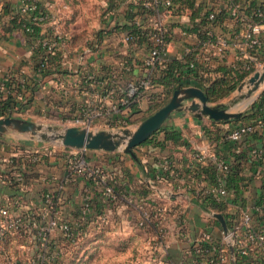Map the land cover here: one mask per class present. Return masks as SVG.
Listing matches in <instances>:
<instances>
[{"label":"crops","instance_id":"1","mask_svg":"<svg viewBox=\"0 0 264 264\" xmlns=\"http://www.w3.org/2000/svg\"><path fill=\"white\" fill-rule=\"evenodd\" d=\"M38 1L46 7L49 17L47 21L41 23L43 37H31L24 29L13 27L8 14L0 17V81L11 75L21 80L24 76L27 78L34 76L37 82L33 88L36 89V93L30 102L23 106H14L0 117L12 115L39 122L34 118L43 116L58 118L65 112L80 114L87 102V96L83 95L77 87L87 81L89 74L97 75L101 81L100 84L106 88L121 87L145 76L147 72L152 73L153 80L161 75L164 63H158L152 68H146L143 63V55L148 49L145 41H124V35L127 33L125 26L129 23L128 5L138 0ZM205 1L197 0L198 3H205ZM3 3L4 11L14 9L20 4L19 0H3ZM222 20V23L208 21L206 27L209 26L218 32L229 31L230 28L236 27L229 18ZM164 21L172 29L168 54L164 62L170 58H184L190 46L202 37V32L200 34L194 30H187L189 21L191 23L188 10L181 13H167ZM53 35H59L60 38L59 47L54 54L56 58L49 63L50 72L41 75L35 67V60H37L35 51L38 45H42L45 37ZM235 62L240 61H238L237 51L232 49L228 53L227 60L222 64L232 65ZM219 64L221 63L216 62L211 65ZM63 81L65 84L61 83ZM188 85L202 87L198 82L183 86ZM236 88L238 89V86ZM33 89L27 90L26 94L30 96ZM167 90L163 84L155 82L152 90L139 97L137 107L131 106L124 109L118 112L116 117L126 119L132 124L137 123L146 113L149 98L165 96ZM232 92L213 103L223 102L233 107L242 97H240L241 93L233 95ZM19 94L17 95L21 98L22 95ZM2 97L5 96L0 95V99H3ZM212 120L214 119L198 117L190 110L176 111L165 122L182 130L185 144L175 145L170 140L164 146L141 144L136 149V157L126 151H108L99 148L83 150L82 153L85 154L88 164L99 167L102 174L113 183L118 199L112 201L104 200L101 184L84 174L74 175V181L61 186L62 178L69 173L67 162L71 150L68 147L61 144L51 145L49 141L28 137L11 143L7 135L0 136V195L21 194L25 205L23 208H38L42 194L50 191L58 198L61 217L83 224L87 233L83 234L77 242H66L58 232L53 235L56 242L50 251L56 256L54 264H68L67 256L74 248H78L76 253L78 257L69 261V264H139L150 229L138 226L140 219L138 209L121 196L127 193L142 200L146 195L141 184L145 183L151 187L147 180L150 177L147 168L149 167L150 172L154 173L161 157L172 155L176 164L185 169L190 161V149L214 143L220 149L222 146V144L218 146V142H221L220 136L242 124L241 121L236 120L229 122H212ZM159 138H163L162 132L159 133ZM261 140L254 138L247 144L258 147ZM242 147H247L246 143H242ZM26 151L37 152L41 157L40 160L26 162V158L23 157ZM220 151L223 153L221 149ZM224 152L227 158L233 160L229 156V151ZM250 153L251 158L258 161L259 156ZM120 163L123 165V174L119 177L114 173V169ZM20 169L25 171L28 182L26 191L23 192H20L15 185L5 184L1 178V174L6 171L16 172ZM263 169L264 165L261 162L258 164H252V161L246 162L244 172L250 176V180L247 181L238 202H232L236 193L231 191L227 207V210L233 213L231 216H237V212L241 209L258 202L263 191L264 175L261 174ZM112 175H116L115 182L112 180ZM187 199L183 198L182 202L187 205L188 220L194 231L200 226L211 225L212 233L219 238L221 221L215 215L212 218L211 215L207 217L204 213L205 209L211 207L207 208L204 203L198 201L190 208V200ZM87 202L90 203V209L86 212L84 207ZM20 209L17 208L18 211ZM216 211L224 215L222 211ZM102 214L108 215V222L104 224H100L98 218ZM224 217L228 222L227 217L225 215ZM174 252L177 256L182 254L179 248H175Z\"/></svg>","mask_w":264,"mask_h":264},{"label":"built area","instance_id":"2","mask_svg":"<svg viewBox=\"0 0 264 264\" xmlns=\"http://www.w3.org/2000/svg\"><path fill=\"white\" fill-rule=\"evenodd\" d=\"M35 1L19 0V7L34 13L37 8ZM161 1L163 5L171 4V0H144L145 9L140 11L142 15L135 18L145 28L148 49L143 55V63L146 68L163 63L168 54L172 29L164 21V16L170 11L159 9ZM3 6V0H0V17ZM205 9L207 21L222 23L221 19L229 18L236 27L218 32L207 26L202 37L190 46V65L193 66L195 61L205 65L225 62L229 51L235 49L240 62L232 63L234 67L251 73L260 70L264 65V0H206ZM34 14V21H45V15ZM136 39L137 36L131 33L124 35V41ZM59 40V35L45 37L42 40L45 51L56 54ZM6 80L0 81V94L6 93ZM86 80L77 88L87 96V102L80 114L65 112L57 118L63 127L115 130L132 125L128 120L116 117V114L130 108L143 93L155 87L151 72L118 88H106L94 74H89ZM61 83L65 84L64 81ZM252 129L251 124H241L234 127L228 137L239 140ZM139 145L133 147L134 153H137ZM66 147L71 150L67 162L69 173L62 178L61 186L74 181V175L84 174L101 184L104 200H117L113 183L99 167L89 165L82 153L90 148ZM108 151L124 152L122 148ZM250 151L254 156L262 155V150L255 146ZM23 155L29 163L41 158L34 151H26ZM208 164L217 170L214 181L205 172L199 173L197 170L199 166ZM230 167V161L220 155L216 144H207L190 149V161L185 169L176 164L172 155L161 157L154 173L147 179L152 191L142 200L127 193L121 196L138 209V226L150 229L139 264H264V195L259 202L244 207L237 212V216H231L229 223L226 222L227 229L221 223L219 238L212 233L211 225L200 226L194 231L189 223L183 198L190 200V208L195 202L203 203L205 196L229 204L231 190L226 185V179ZM114 173L122 176V168L117 166ZM261 174L264 175V169ZM1 178L5 184L15 185L20 192L26 191L28 182L23 169L6 171ZM112 180H117L116 175H112ZM41 198L38 208H23L25 205L21 194L0 195V264H54L56 256L50 249L56 242L53 238L55 233H60L73 243L87 233L82 223L61 217L58 198L54 193L45 192ZM17 208L21 209L18 211ZM84 208L86 212L89 211L90 203L87 202ZM216 212L212 208L204 210L206 216L211 215L212 218ZM98 218L100 224L108 222L106 214ZM230 245L234 246V260ZM175 248L182 250L181 256H177Z\"/></svg>","mask_w":264,"mask_h":264},{"label":"trees","instance_id":"3","mask_svg":"<svg viewBox=\"0 0 264 264\" xmlns=\"http://www.w3.org/2000/svg\"><path fill=\"white\" fill-rule=\"evenodd\" d=\"M33 1V0H31ZM144 0L132 1L128 5V14L129 23L126 24V29L128 33L137 36L136 41H146L145 37V28L136 22V17L138 15H142L140 11L143 12L145 9L143 5ZM37 8L34 13L38 15H45L48 20V11L44 5H41L38 0L35 1ZM5 6V4H4ZM3 6V14H8L9 19L11 21V25L13 27H19L26 31L28 35L32 36H42L41 34V23L33 20L35 14L31 12H26L20 9V7H16L14 9H6L4 11ZM160 10H168L170 13H181L185 10L189 11L191 23L189 21V25L187 30H194L198 33L203 34L204 29L207 25V11L205 9V3L197 2V0H171L170 5H163L162 1L159 5ZM2 14V15H3ZM199 17V19H198ZM143 18H145L143 16ZM44 21V22H45ZM191 24V27H190ZM10 25V26H11ZM29 28V29H28ZM43 37V36H42ZM35 54L37 55V60H35V67H37V72L41 75H46L50 72L49 63L56 58L55 55H52L45 51L43 45H38ZM40 58V59H38ZM192 56L190 51L185 54L184 58H170L167 61L163 62L164 66L161 69V75L154 78V82L158 84H163L168 90L167 94L162 97H151L149 98L150 102L147 105L146 113L142 115L141 119L146 118L154 111L159 109L162 105H164L172 92L184 84H189L193 82H198L204 88L209 100L211 102H217L228 96L238 85L239 83L245 79L252 71L244 70L239 67H234L229 64H219V65H205L202 62H196L193 66L190 65V61ZM45 63L41 65V63ZM34 76L27 78L24 76V79L20 78L16 79L15 76H7L6 86L7 90L5 94H0L3 99H0V115L9 112V109L14 106H23L24 104L31 101L34 94L36 93V89L34 88V84H36V80L33 78ZM30 88L33 89V93L29 96L27 95V90ZM16 91V93H13ZM21 93L22 97L19 98L18 95ZM18 94V95H17ZM137 101L132 103V107H137ZM232 120L241 121L242 124H251L253 125V129L248 131L243 135V137L239 140L231 139L228 137V134L232 130H228L226 134L220 136L219 144H222L220 151V155L230 161V169L228 172V176L226 179L227 187L236 193V197L233 199V203L238 202L240 197L243 194V189L248 180H250V176L246 175L244 172L246 162L252 161L254 163H262L264 165V89L261 91L260 95L253 101L248 108L242 111L241 115L237 118H231L227 120H212V122H229ZM163 133V138H159V133ZM254 138H260L261 144L257 147L258 150H262V155L259 156V159L253 160L251 157L252 144H247L248 141ZM172 141L175 145H184L185 141L183 139L182 130L167 122H164L161 127L153 132L146 141L141 144H153L164 146L167 141ZM246 143L247 147H242L241 144ZM140 144V145H141ZM224 151H229V156L233 159L226 157ZM258 156V155H257ZM258 158V157H257ZM257 161V162H256ZM144 164V163H143ZM118 166L123 168V165L120 163ZM147 168V167H146ZM148 174L152 175L153 172H150V168H147ZM199 173L205 172L207 177L212 179L213 181L216 179L217 170L211 165H201L197 168ZM254 170V169H253ZM142 188L145 189V195L152 191V188L147 184H141ZM17 188V187H16ZM141 188V189H142ZM261 197L264 195V176H263V189H262ZM3 196V195H1ZM258 200V202L260 201ZM204 205L209 208H213L214 210H219L224 213L227 217L228 223L230 221V213L227 210L228 203L218 202L212 197L205 196L202 199ZM244 200V199H242ZM243 202V201H242ZM65 239V238H64ZM66 242H71L69 239H65ZM78 252V248H74L68 257L69 261L75 260L78 256L76 253Z\"/></svg>","mask_w":264,"mask_h":264},{"label":"water","instance_id":"4","mask_svg":"<svg viewBox=\"0 0 264 264\" xmlns=\"http://www.w3.org/2000/svg\"><path fill=\"white\" fill-rule=\"evenodd\" d=\"M263 83L264 65L260 70H256L238 85L239 90H242L244 86H247L248 90L246 93L240 94L244 102L237 110H232L228 104L223 102H211L202 87L188 85L176 88L164 105L141 120L134 128L126 127L118 130H92L80 126L56 128L51 124L7 115L0 117V136L7 135V133H16L21 137L42 141H54L72 147H88L105 150L122 148L124 151L136 157L133 147L146 141L174 112L190 110L198 117L204 116L214 120L236 118L241 115L242 111L250 103L255 101L261 92L260 87ZM215 216L221 221L224 228L227 229L224 215L216 212ZM230 247L231 257L234 260V246L230 245Z\"/></svg>","mask_w":264,"mask_h":264},{"label":"rangeland","instance_id":"5","mask_svg":"<svg viewBox=\"0 0 264 264\" xmlns=\"http://www.w3.org/2000/svg\"><path fill=\"white\" fill-rule=\"evenodd\" d=\"M251 74L253 73H250L248 76H250ZM247 76V77H248ZM245 77V79L247 78ZM264 89V83L262 84V86L260 87V90H263ZM248 90V87L247 86H244L242 88V90H238L237 88L232 92V94H236V93H246ZM259 92V91H258ZM231 94V95H232ZM230 95V96H231ZM242 100L243 98L238 102V104L234 105L233 107H230L232 110H237L240 108V105L242 104ZM239 107V108H238ZM27 116V114L25 115ZM34 119L38 120L39 122L41 123H44V124H51L53 126H55L56 128H63V125H62V122H60L57 118H53V117H35ZM141 120L143 119H140L139 118V121L137 123H134L132 125H129V126H125V127H121V128H115V130L117 129H122V128H126V127H130V128H134ZM114 130V129H113ZM7 136L9 137V139H11V143H14V142H18V141H22L23 138H26V137H21L19 136V134H16V133H7ZM51 142V145H56V144H61L59 142H54V141H49ZM132 251H135L134 249H132ZM133 255V254H132Z\"/></svg>","mask_w":264,"mask_h":264}]
</instances>
